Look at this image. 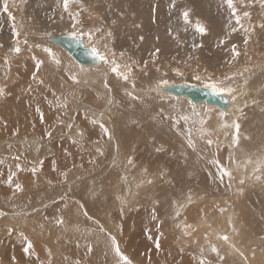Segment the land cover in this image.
<instances>
[{
    "label": "rangeland",
    "instance_id": "obj_1",
    "mask_svg": "<svg viewBox=\"0 0 264 264\" xmlns=\"http://www.w3.org/2000/svg\"><path fill=\"white\" fill-rule=\"evenodd\" d=\"M234 6L235 13L227 6L225 0H69L66 9L63 0H9V10L12 13V16H9L3 11V0H0V89L4 90L0 94V160L2 159L0 176L4 175L0 177V264H128L129 261L131 264H148V259L153 258L154 253L156 256L161 255L155 258L158 264H181L180 260H186L188 256L197 259L196 250L203 247L199 243L200 235L195 234L190 236L191 238L183 236L181 224L185 216L178 205L190 198L194 200L196 197L192 195L201 193L192 194L193 192L212 193L221 191V187L205 190L197 186L187 188L188 178L181 177L176 180L170 178L169 161L166 157L168 150L158 149L160 142L153 144L157 151L151 152L143 146L140 156L138 153H132L129 154V158L125 142L126 139L132 141L142 105L150 116L156 114L157 120L151 121L155 126H161L158 127L160 133L166 136H171V133L178 134L183 139L186 137V142L194 144L201 141L199 138L201 134L197 132L203 127L208 128V125L204 126L202 123L208 117L206 112L211 113L212 109L217 108L209 107L205 103L195 105L183 97L175 98V101L183 99V103L173 110L157 106L165 99L174 98L161 93L160 86L151 88L155 84L158 85L161 80H166L168 82L166 85L176 82H192L197 85L217 83L216 85L220 87L233 89L231 93L239 102L238 107L243 103L246 106H254L258 100L253 101L255 99L253 94L245 92L244 86H241L246 84L245 75L252 71L259 72V78L252 80L254 86L258 85L256 82L258 79L264 81V0H234ZM185 11L189 13L187 21L183 15ZM245 12L248 13L247 16L244 15ZM197 23L204 26L207 31L201 33L196 27ZM73 31L84 38L87 46L95 47L106 55L108 62L105 66L104 62L99 68L82 66L65 50L54 44L48 45L45 41V38ZM17 32L20 33L19 37L16 35ZM16 47L20 48L19 52L15 51ZM55 51L64 55L66 66L59 63L56 55L50 54L52 55L50 59L39 57L40 53ZM64 66L67 71L63 73L65 80L63 94L57 71H61ZM68 66L94 73L93 83L101 89L97 100L88 102L82 92H79L80 96L76 92H71L76 88L77 81L70 76L72 72L68 71L72 70ZM117 66L118 71H113L112 69ZM18 70L28 74L29 78L33 77L40 81L47 93L51 92L52 96L47 97L34 87L33 93L27 92L26 100L20 99L17 101L19 104H16L13 89L26 79ZM125 75L128 79H124ZM263 84L264 82L261 84V90H264ZM27 85L20 84L18 88L25 92L31 90L32 87ZM113 85L123 91L128 101L138 103L131 120L125 118L124 110L117 104ZM223 93L231 95L227 91ZM44 100L49 103L47 102L48 110L43 111L38 107L41 108V105L45 104ZM21 106L27 107L29 115L40 113L39 117L30 119L22 115L18 112V109H22ZM246 106L240 110L241 112L234 113L239 115L231 117H236V120L243 118L244 115L241 113ZM154 109L156 110L153 111ZM95 110L99 116L97 113L95 115ZM216 117L210 116L209 122ZM85 121L92 126H100L103 132L93 136L94 140H89L91 134L86 137L88 132L83 124ZM167 123L171 125L170 128L167 127ZM233 124L234 121L227 126L224 134L226 138L222 135L220 141L213 142V137L203 135V142L206 143L205 154L210 147L219 149L223 146L234 151L237 144L232 141H236V136L244 135V131H241L242 125L238 124L237 128V123L235 126ZM218 126L221 128L222 124ZM77 127L84 129L85 135L76 134ZM236 129L241 132H236ZM48 132H51V136L47 135ZM128 132L131 133L127 134ZM145 140L148 139H143V143ZM159 140L162 143L166 141V145L169 146L174 144L172 140L163 141L161 138ZM209 141H212V144ZM67 143L75 145L69 147ZM133 143L132 146L137 148L136 142ZM101 144L105 146L102 147ZM145 149L148 154L145 153ZM157 153L162 154L163 163L154 169L159 163L157 158H160ZM136 158L139 164L143 163V159L151 161L153 168L150 169L151 174H145L139 169ZM231 160L232 158H229V162ZM146 165L151 167L149 164ZM17 166L24 169H21L24 176L20 180L12 179L11 183L6 184L9 182V177L4 179L7 171L18 170ZM126 169L130 171L128 174L137 176V183L142 186L137 187V190H141L137 191L136 205L130 204L131 206L127 208L125 205L128 201L124 203L121 192L126 180L123 179L127 176L123 177ZM162 169L166 176L159 173ZM129 178L132 181L135 179ZM206 182L212 181L206 179ZM17 184L20 185L19 189L16 188ZM2 190H5L4 195ZM178 190H181L178 196L172 194L169 198L161 195L162 192ZM41 192L57 194H52L53 198L44 202L45 199H39ZM31 195L35 200L39 199L40 204L33 207L21 203ZM215 200L220 205L226 201L230 202L232 197L228 196L224 200L208 198L206 201L216 202ZM166 202L170 204V208H167L170 215L169 223L162 214L164 208L161 206ZM192 205L193 208H197L195 204ZM142 208L149 209L152 216L148 222L155 228L151 234L153 245L152 243L140 245L141 235L134 233L135 228L143 224L142 221L136 219L131 226L127 225L129 214ZM218 209L222 213L225 208ZM198 218L199 216L193 218L194 220L185 221L188 222L186 227L197 225ZM52 226L54 232L57 228L59 233L71 236L70 238L75 240L73 242L67 238L70 244H63L64 248L66 247L65 253L59 249H50L51 251L44 256L43 252L48 250L36 243L35 235L41 233L38 231L41 228L49 227L53 232ZM201 234V238L205 239L204 248L200 249L203 252L213 245L214 238L207 239L208 235L203 234V231ZM157 242L159 249L156 247ZM29 243L31 247L28 253H25L24 249ZM117 246L119 252L116 250ZM18 249L19 254L16 253ZM220 250L223 254V248ZM219 256L218 252L210 251L197 257H207L216 264H223ZM113 258H117L118 261L109 262ZM238 261L241 263L240 260L236 262Z\"/></svg>",
    "mask_w": 264,
    "mask_h": 264
},
{
    "label": "bare ground",
    "instance_id": "obj_2",
    "mask_svg": "<svg viewBox=\"0 0 264 264\" xmlns=\"http://www.w3.org/2000/svg\"><path fill=\"white\" fill-rule=\"evenodd\" d=\"M115 1H117V0H115ZM210 2H209V4H210ZM206 5L207 4H205V7H206ZM107 7H109V5ZM211 7H212V5H211ZM111 9H113V8H111ZM208 9H206V10H208ZM108 14H110V13L108 12ZM112 15H114V12H113ZM119 17L117 16V18H119ZM109 20H112V19H109ZM208 21H210V20H208ZM117 23H119V22H117ZM125 24H126V22H125ZM119 25L121 26V24H119ZM130 26H131V24H130ZM119 30H120V28H119ZM135 31H136V29H135ZM46 39L47 38H45V41H46ZM124 42L125 41H123V43ZM47 44L50 45L51 43L50 44L47 43ZM129 47H130V45H129ZM50 54L58 56L59 63L61 65H65V60L66 59H65L64 55L59 53V52H57V51L49 52V53H40L39 57L41 59H46V58L50 59V58H52V55H50ZM103 62H104V66H105L108 61L106 60V61H103ZM124 64H125V62H124ZM65 66L61 69V71H57V77H58L59 81L61 82V85H62L61 92L63 94L65 93V87H64V85H65L64 81L65 80H64V77H63V73H65L67 71L65 69ZM68 67H69L70 70H72V71H68L69 73L72 72V75H70V74L69 75L71 77L73 76L74 80L77 81L76 88L74 90H72L71 92L72 93L76 92V94L78 96H80L79 92L80 93L82 92V95L85 96L84 99L87 100L88 102H92V101L97 100L98 93L101 94V89L97 86V84L95 86V84L93 83V81L95 80V77L93 76L94 73H92L91 71L78 69L79 67L78 68L77 67L75 68L73 66L72 67L68 66ZM18 72H20V74L23 77H25L26 79H24L18 85L16 84L17 86L15 87V89H13V91H15L13 99H14L16 104H19V103H17V101L20 100V99L26 100L27 95H28L27 92L33 93V91H34L33 88L34 87H37L36 89L37 90L39 89L40 92L43 93L45 96H47V97H51L52 96L51 92L47 93V91L45 90L43 84H41L40 81L36 80L33 77L29 78L30 76L28 74H23L22 70H18ZM133 76L135 77V75H133ZM254 78H259V72L258 71H252L251 73L248 72V74L245 75V77H244V79L246 80V84L241 86V87L244 86L245 92L253 94V97L255 98L253 101L258 100V101H255L254 106L253 107H250V105L246 106L243 103V105L238 107L239 102L236 101V99L233 96V94L231 92H229V93H231V95H229V94H227V95L230 97L232 103L229 105L227 111L223 112L222 110H220V109L218 110V108H217V109H212L211 113L210 112H206L208 117L202 123H203V125L205 124L204 126L208 125V128L206 129L205 127H203V129H201V130H199L197 132V133L201 134L200 137H199L201 139V141H197L195 144L194 143H189L188 141L186 142L185 141L186 137L183 139L178 134L171 133V136L170 135L166 136L165 134L160 133L159 130H158V127L160 125L159 126H155L153 124V121H151V120H157V118H155L156 114H153V116H150L143 109V105H142L141 115L138 118V122H139L138 125H137L138 127L136 126L135 131L133 130L134 131V136H132V141L129 140V139H126V142H125L126 143L125 144L126 148L125 149H126V154H127L128 158H129V154H132V153H138V155L140 156L141 148L143 146L146 149H148L151 152H153L154 150H156V149H154L153 144H155V142H160V144L157 146V148L160 149V150H163V151L168 150V153H167L166 157L168 158V161H169L170 178L172 180H176V179L181 178V177L188 178V180H186L187 188H191V187L197 186V187H199V189H203V190H205V188H217V187H221V189H222L221 191L218 190V191H214L212 193H205V192H202V191H196V192H193L192 194L197 193V192H201V193L192 195L193 197H196L194 200L192 198H190L187 201L185 200L186 202L181 203L182 202L181 201L180 202L181 204L179 203L178 208L180 210H182V212L184 213V216H185V219H184V221L181 224V230H182L183 236L184 237H190V236H194L195 234L200 235L199 239H201V240H200L199 243H201V245L203 246L200 249L204 248V243H205L204 237L201 238L202 231H203V234L207 233L208 236L205 235L207 239L214 238V243L209 248V250H206V251H203V252L200 251V249L196 250L195 258H197V259L190 258V256H188L186 258V260H180L181 264H216L211 259H209L207 257H204V258H202V257L198 258L197 257L199 254H206V253H208L210 251L218 252L220 254L219 259L223 262V264H264V100L261 101L262 94L264 92V90H261V88H262L261 84L264 81L262 79H258V81H256L258 85L254 86L253 85V81H252ZM19 80H20V78H19ZM25 83L28 84L27 86L32 87L31 90L25 92L24 90L18 88L20 86V84L24 85ZM176 83H180V82H176ZM183 83H186V82H183ZM189 83H192V82H189ZM66 84H68V83H66ZM74 84H76V83H74ZM157 86L158 85L155 84L154 86H152V87L150 86V87L152 89H155ZM159 86H160L159 88H161L162 86H166V85H159ZM200 86H211V85H200ZM52 87L54 89L55 85L52 86ZM217 87H220V86L217 85ZM24 89H25V87H24ZM113 89L116 92L115 100H116V102L117 101L119 102V103L117 102V104L120 105L121 109H123L125 114H126V117L124 115L123 116L125 118L131 120V117L134 115V112H135V109H136L138 103L135 102V104H134L133 102L128 101L126 99V96L123 95V91L120 88H117L116 85H113ZM152 89H149V90L152 91ZM77 90H79V91H77ZM245 92L243 94H245ZM67 93H70V92H66V94ZM156 93L160 94L159 92H156ZM164 94H166V93H164ZM168 95H170V94H167L166 96H168ZM45 96L42 95V97H45ZM142 96H140V97H142ZM170 96L172 97V95H170ZM170 96H169V98H170ZM31 97H33V95ZM28 99H29V97H28ZM41 100H42V98H41ZM41 100H39V101H41ZM80 100H82V99H80ZM47 102L45 101V104H42L41 108L38 107V109H41L43 111H44V109L48 110ZM99 103H100V101H99ZM182 103H183V99H177L175 101V97H174L172 99L163 100L162 102H160V105H157V106L163 107L164 109H169V111H170V110L175 109L177 106L182 105ZM9 104H10V102H9ZM245 106H246V109L241 113V114L244 115L243 118L241 117V118H238L236 120V117H231L232 115H239L238 113H236V114H234V113L236 111L242 110ZM21 107H22V109H18V112H20L24 116H27V118L32 119V118H35L36 116H37L36 118H38L39 115H40V113L39 114L33 113L32 115H29V111H28V109H26L27 107L26 106H21ZM111 107H112V105H111ZM154 108H156V106ZM155 110L156 109H154L153 111H155ZM215 110H218V112H213ZM94 113H95V115L97 113L98 116H99V113L97 112V110H95ZM209 113H210V115H209ZM120 114H122V112ZM172 114H173V111H172ZM110 115H112V114H110ZM113 115H115V113H113ZM212 115H215L217 117L213 121L209 122V117L212 116ZM101 116H103V114ZM1 121H3V119H1ZM171 121H170V123H171ZM233 121H234V124L237 123V125L238 124L242 125V126H240V127H242L241 131H244V135H242V136L238 135V136L235 137L236 141H234V140L232 141L233 143L237 144L236 148H234V151H230L228 148H224L223 146H221V148H219V149H215L213 147H210L209 150H208V153L205 154L204 151H205V148H206V143L203 142V139H202L203 135H206V137H211V138L213 137V140H212L213 142L220 141L222 135L226 134L227 126L230 125L231 122L233 123ZM82 122H83V120H82ZM89 123H91V122L89 121ZM83 124L85 125L86 128L83 125L82 126L88 132L86 137H88V135L91 134V135H89V140L90 139L94 140V139H92L93 136L95 137L96 134L100 135L101 132H103L101 130L102 128H100V126H98V127L97 126H92L91 124H88V121H85ZM218 124H222V127L220 128L218 126ZM107 126H109V123H108ZM170 126L167 123V127L170 128ZM173 128H175V126ZM232 128H234V127H232ZM83 130L84 129H82L80 127H77L75 132H76V134H79V135L83 136V134H84ZM164 130H165V128H164ZM204 130H206L207 132L206 131L204 132ZM228 131H229V129H228ZM237 131L238 130L236 129V132ZM241 131L239 130L238 132H241ZM131 132H128L127 134H130ZM104 134H105V132H104ZM141 134H144V135H141ZM225 136L226 135H224V137ZM140 137L143 138V139H148V140H145L144 143H143V141H142L143 139L140 140L141 139ZM160 138L163 141H164V139L165 140H167V139L168 140H172V142H174V144H171L170 146L166 145V141L162 143L159 140ZM20 139H22V138H20ZM86 141H88V140H86ZM140 141H142V143ZM212 141H211V144H212ZM39 142H40V140H39ZM73 142H75V141H73ZM133 142H136L135 145L137 146V148L132 146L134 144ZM67 144H69L68 145L69 147L71 145H75V143L74 144L67 143ZM102 145L103 144H101L100 146H102ZM32 146H33V143H32ZM104 146H102V147H104ZM183 146H185V148H183ZM146 149H145V151H146ZM39 151L40 150H38V152ZM73 151H74V149H73ZM145 153L148 154L147 151ZM157 156H160L161 159L157 158L158 159L157 161L159 163L158 164L156 163L157 166H155L154 169L158 168L163 163L162 154L161 153H157ZM229 158L230 159L232 158L231 162H229ZM29 159L32 160V158H29ZM94 160L96 161V159H94ZM136 160H137V158H136ZM90 161H91V159H90ZM23 162L25 163V161H23ZM137 163H138V160H137ZM144 163L149 164L151 167H149L148 165H146ZM54 165L56 166V164H54ZM16 169L20 170V172H22V173L18 172V170H10V171H7L6 177L4 179L8 178L10 175H11L13 180L22 179V177L24 176V173H23V171L21 169H23V168L20 167V169H19V167L17 166ZM139 169H141V171L143 173H145V174H151L150 169H153L152 165H151V161L148 160V159H143V163L141 162V164H139ZM95 171H96V168H95ZM5 172L6 171H4V173ZM129 172H130L129 169L124 170L123 177L126 176V175L127 176L123 180L129 179L130 181H126L125 180L126 182L124 181V183H125L124 184V188H121L122 189L121 192L123 194V200H125L124 203L126 201H128L126 203V205H125L126 208L128 206L130 207L131 205L135 204V200L137 199V191L141 190V189L137 190V187L140 186L138 184L139 182L137 183V178H136L137 176L135 174H128ZM159 173L160 174L162 173V175L166 176V172L163 169L160 170ZM3 176H0V177H3ZM28 176L30 177V174ZM129 177H133L136 180L134 179L132 181V179H130ZM26 179H27V177H26ZM206 179L207 180H211L212 182H206ZM7 183H9V182H6V184ZM140 183H142V181ZM146 183H147V181H146ZM128 185L131 186V193L128 196V198H126L127 186ZM141 187L142 186H140V188ZM225 187H227V189H225ZM49 189L51 190V187ZM103 189H104V187H103ZM145 189H143V190H145ZM4 191H3L2 195H4ZM6 192H8V191L6 190ZM18 192H22V191H18ZM26 193L28 195V191ZM26 193H25V195H26ZM55 193L56 192H52V194H55ZM91 193H92V191H91ZM140 193H142V192H140ZM179 193H181V190L174 191V192H162L161 195L170 198L172 196V194H174V195L176 194V196H178ZM23 194H21V195H23ZM52 194L50 192H48L47 194H44L43 192H41L39 199L40 198L41 199H45L44 200V202H45L48 199L53 198ZM228 196H231L232 200L230 202H228V201L223 202L220 205L217 204V200H215L216 202H213L214 200L212 202L206 201L208 198H223V200H224V198H226ZM38 200H35L34 196L31 195V196H28L27 200L23 199L21 201V203L25 204L26 206L29 204L30 206L34 207V206L40 204V202H38ZM169 202H166V203H164V205L161 206L162 208H164V211H163L162 214L166 218L165 220H166L167 223H169L168 219H169V216H170L169 212L167 211V208L168 207L170 208ZM137 204H138V202H137ZM192 204H195L197 206V208H193ZM231 206H232V208H231ZM218 207H222V208L224 207L225 208L224 212L221 213L219 211ZM82 209H84V208H82ZM239 212H240V214H239ZM83 214H84V212H83ZM198 216H199V218L197 220H199V222H198L197 225L194 224V225H189V226L186 227L188 222H185V221L194 220L193 218L198 217ZM151 217L152 216H151L150 210L146 209V208H142V209L138 210L137 212L130 213L129 216L127 217L128 220H129L127 222L128 226H131L136 219H138L139 221L143 222V224L141 226H137L135 228V230H134L135 234H140L141 235V243H140V245L147 244V243H152L153 237H151V234L154 233L153 230L155 228L152 225V223L148 222L149 218H151ZM40 223H41V221H40ZM52 228H53L52 229L53 232L49 230V227L38 229V231H40L41 233L35 235L36 243L39 246H42L43 249L48 250V251H44L43 252L44 256L47 255V252H50L51 250H54V249H59V250H61V252L65 253L66 251L64 252V250L66 249V247L64 248L63 244L67 245L70 242L69 239H68L69 242L67 241V238H70L71 236L70 237L66 236V235L64 236V234H61V233H59V231H57V228H56V232H54V227L52 226ZM74 229H75V227H74ZM77 230H75V231L77 232ZM193 230H195V231H193ZM65 233L66 234L68 233L67 230H66ZM155 234H156V230H155ZM225 236L227 237V240L224 239ZM71 240L74 242L75 239L74 240L71 239ZM132 244H133V242H132ZM153 244L154 243H152V245ZM32 246H33V244H32ZM34 246H35V244H34ZM49 247H51V248H49ZM220 248H223V254H222V251L220 250ZM40 249H41V247H39V250ZM213 249H215V251ZM39 250H37V251H39ZM71 250H73V249H71ZM78 251H79V249H78ZM81 251H82V253L81 252L80 253L83 254V250H81ZM84 252H85V250H84ZM16 253L19 254V249L16 251ZM81 254L79 256L82 257ZM113 254H114V252H113ZM154 254L155 255L153 256V258L148 259V261H147L148 264H158L157 261L155 260V258L156 257H160L161 255L156 256L157 254L156 253H154ZM4 255L8 256L7 254H4ZM4 255H3V257H4ZM30 256H32V255L30 254ZM34 258H36V257L34 256ZM116 259L113 258L112 260H109V262H111V263L117 262L118 260H116ZM237 260H240L241 263L239 261L236 262ZM216 262H218V261H216ZM49 263H50V260H49ZM22 264H24V263H22Z\"/></svg>",
    "mask_w": 264,
    "mask_h": 264
},
{
    "label": "water",
    "instance_id": "obj_3",
    "mask_svg": "<svg viewBox=\"0 0 264 264\" xmlns=\"http://www.w3.org/2000/svg\"><path fill=\"white\" fill-rule=\"evenodd\" d=\"M46 42L62 48L82 66L99 68L103 64V61L92 54V48L85 44L82 36L66 33L47 38ZM159 91L170 94L175 98H187L195 105L205 103L207 106L218 108L223 112H226L232 103L227 94L214 92L211 86H200L189 82L172 83L162 86ZM130 193L131 186L128 185L126 198Z\"/></svg>",
    "mask_w": 264,
    "mask_h": 264
},
{
    "label": "snow or ice",
    "instance_id": "obj_4",
    "mask_svg": "<svg viewBox=\"0 0 264 264\" xmlns=\"http://www.w3.org/2000/svg\"><path fill=\"white\" fill-rule=\"evenodd\" d=\"M63 2H64V7L67 9V7H68V5H69V0H63ZM225 3L227 4V6H228L229 8L232 9L233 13L236 12V9H235V6H234V0H225ZM3 11L6 12V13H8L9 16H12V13H11L10 10H9V0H3ZM183 15H184V19L187 21V20H188V17H189V13H188L187 11H185V12L183 13ZM244 15L247 16L248 13L245 12ZM13 19H15V18L13 17ZM237 19H239V18H237ZM77 23H78V22H77ZM73 27L75 28V25H73ZM196 27H197V29H198L201 33H204V32L207 31V29H206L204 26H202L201 24H199V23H197ZM16 35H17V37H19L20 33L17 32ZM72 35L76 36V35H78V34H77L75 31H73ZM89 35H91V32L89 33ZM26 42H27V41H25V43H26ZM17 43H19V41H17ZM245 43H247V41H245ZM47 50H48V51H51L50 49H47ZM15 51H16V52H19V51H20V48H19V47H16V48H15ZM233 51L235 52V46H233ZM92 54H93L95 57H97L99 60H101V61H106V60H107L106 55H104L103 53H101V52H100L97 48H95V47L92 48ZM236 54L238 55L239 53H236ZM40 63H42V62H40ZM37 68H39V64L37 65ZM112 70H113V71H118V66H117V67H114ZM124 79H128L127 75L124 76ZM197 79H199V77H197ZM167 83H168V82H167L166 80H161V81L159 82V84H158L157 87H159V85H166ZM211 87H212L213 91H214V92H217V93H222V92H225V91H228V92H232V91H233V89H231V88L217 87L216 84H212ZM2 93H3V89H0V94H2ZM238 127H239V126L237 125V128H238ZM47 135H48V136H51V132H48ZM109 135H110V134H109ZM209 143H211V141H209ZM8 180H9V183H11V181H12V177L9 176ZM16 188L19 189V188H20V185L17 184V185H16ZM224 239L227 240V237L225 236ZM30 247H31V244L29 243V244H28V247H26V248L24 249V252H25V253H28V250H29ZM156 247L159 249V243H158V242H157V244H156ZM116 250H117V252H119V248H118V246H117V249H116ZM213 250L215 251V249H213ZM13 259H15V258L13 257ZM124 259L127 260V257H125ZM128 264H131V262L129 261Z\"/></svg>",
    "mask_w": 264,
    "mask_h": 264
}]
</instances>
